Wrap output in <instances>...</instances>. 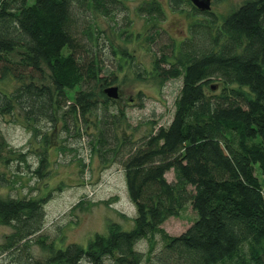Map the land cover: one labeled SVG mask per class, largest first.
<instances>
[{
    "label": "trees",
    "instance_id": "trees-1",
    "mask_svg": "<svg viewBox=\"0 0 264 264\" xmlns=\"http://www.w3.org/2000/svg\"><path fill=\"white\" fill-rule=\"evenodd\" d=\"M128 1L0 0V80L15 83L0 90V164L8 172L0 173V187L47 178L49 132L61 128L78 137L91 128V153L103 164L119 163L136 214L131 230L108 223L85 247L56 249L55 236L44 233L48 194L0 193V226L11 231L0 258L9 264H264V0H245L226 16L166 0L192 20L179 41L161 26L163 0L142 1L134 12L147 31L134 40L150 56L149 70L128 50L134 24ZM125 66L139 81L180 82L170 124L138 139L123 131L125 113L103 93ZM5 119L20 124L40 150L8 144ZM170 171L172 182L165 179ZM187 207L196 214L191 226L168 235L162 225ZM142 240L146 253L135 247Z\"/></svg>",
    "mask_w": 264,
    "mask_h": 264
},
{
    "label": "rangeland",
    "instance_id": "rangeland-1",
    "mask_svg": "<svg viewBox=\"0 0 264 264\" xmlns=\"http://www.w3.org/2000/svg\"><path fill=\"white\" fill-rule=\"evenodd\" d=\"M144 0H132L127 2L130 8V17L133 19V38L128 46L137 62L146 70L151 68L150 56L141 48L142 41L134 40V36L144 33L147 28L141 18L135 15V8ZM149 1V0H147ZM245 0H215L212 2L211 12L226 16L231 10L236 9ZM165 7V21L162 28L170 38L177 41L187 34L189 19L184 14H179L167 6ZM184 9H188L184 7ZM189 20V21H188ZM192 21V20H191ZM165 36V35H164ZM166 41V36L162 37ZM113 71H116L113 69ZM117 73V80L113 87L118 88L119 98L113 105L122 109L127 117L123 124V131L131 134L134 139L158 128L165 127L172 121L174 102L178 95L180 82L165 81L162 85L154 79L137 80L129 66H125ZM15 85L14 80H0V90L9 92ZM93 129L80 131V136L74 133L66 134L61 128L56 129L55 134H50L49 141L52 149L49 154V166L47 178L42 181L33 180L23 188L15 186L0 187L2 195L11 197L38 196L48 194L45 202V227L44 233L55 236V248H65L67 244L76 243L85 247L94 234H104L108 223H118L124 231L133 228L135 208L131 204L126 185L124 172L118 162L110 164L100 162L95 154H92L88 146L87 133ZM1 132L5 135L8 144L25 152L27 149L40 150V142L32 141L31 134L23 129L20 124L5 119L1 126ZM65 147V152L58 153L56 148ZM36 163V161H34ZM8 172L5 166L0 164V173ZM169 182L173 180V172L165 176ZM61 187V189H59ZM59 189V190H58ZM82 202V208L79 204ZM196 214L187 207L179 218H169L163 225L164 231L171 236H180L191 226ZM57 228L63 235L64 241H60ZM11 231L8 227L0 226V244L4 237ZM57 236V237H56ZM156 251L160 249V236L155 238ZM146 240L136 244V250L142 253L148 251ZM38 257L42 256L36 251ZM0 264H9L4 258H0ZM144 264H153L145 262Z\"/></svg>",
    "mask_w": 264,
    "mask_h": 264
},
{
    "label": "water",
    "instance_id": "water-1",
    "mask_svg": "<svg viewBox=\"0 0 264 264\" xmlns=\"http://www.w3.org/2000/svg\"><path fill=\"white\" fill-rule=\"evenodd\" d=\"M194 6L199 12H211L212 2L215 0H185ZM104 95L110 100H118V88L110 86L103 91Z\"/></svg>",
    "mask_w": 264,
    "mask_h": 264
}]
</instances>
